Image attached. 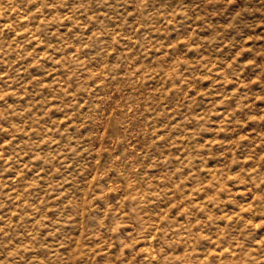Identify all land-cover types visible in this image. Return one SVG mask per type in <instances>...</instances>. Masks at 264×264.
I'll return each instance as SVG.
<instances>
[{"label": "rangeland", "instance_id": "obj_1", "mask_svg": "<svg viewBox=\"0 0 264 264\" xmlns=\"http://www.w3.org/2000/svg\"><path fill=\"white\" fill-rule=\"evenodd\" d=\"M0 264H264V0H0Z\"/></svg>", "mask_w": 264, "mask_h": 264}]
</instances>
